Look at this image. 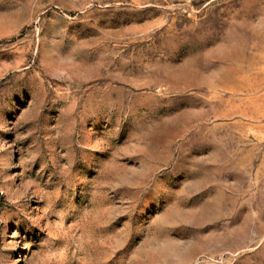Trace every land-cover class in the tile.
<instances>
[{
	"label": "rangeland",
	"instance_id": "rangeland-1",
	"mask_svg": "<svg viewBox=\"0 0 264 264\" xmlns=\"http://www.w3.org/2000/svg\"><path fill=\"white\" fill-rule=\"evenodd\" d=\"M0 264H264V0H0Z\"/></svg>",
	"mask_w": 264,
	"mask_h": 264
}]
</instances>
